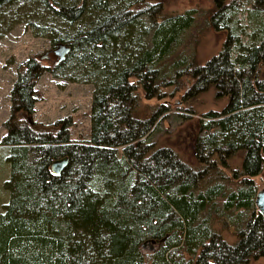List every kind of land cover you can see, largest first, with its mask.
<instances>
[{
    "label": "trees",
    "instance_id": "1",
    "mask_svg": "<svg viewBox=\"0 0 264 264\" xmlns=\"http://www.w3.org/2000/svg\"><path fill=\"white\" fill-rule=\"evenodd\" d=\"M210 1L207 25L225 36L196 64L181 49L195 8L167 13L154 0H0V36L22 22L51 47H67L50 68L26 58L9 90L0 140L9 149L0 264H248L264 256L253 181L264 163V0ZM46 69L92 85L87 140L70 139L65 119L51 124L53 131L29 120L33 86ZM183 75L190 77L183 99L210 88L225 100L201 114L195 166L152 138L168 110L160 101L165 88L178 87ZM142 96L159 100L147 116L137 114ZM62 156L66 162L52 172L50 163ZM213 221L235 241L221 237ZM144 244L153 245L147 255Z\"/></svg>",
    "mask_w": 264,
    "mask_h": 264
},
{
    "label": "rangeland",
    "instance_id": "2",
    "mask_svg": "<svg viewBox=\"0 0 264 264\" xmlns=\"http://www.w3.org/2000/svg\"><path fill=\"white\" fill-rule=\"evenodd\" d=\"M154 1L161 2L163 11L167 13L180 12L187 8L197 10L193 26L189 29L190 34L187 35V40L181 47L184 53H193L196 64L203 63L218 51L225 32L224 30H214L207 25L211 10L210 0ZM237 16L241 23L245 24V13L240 11ZM194 38L196 39L194 40ZM28 57H34L42 65L50 68L57 59L58 53L54 51L46 38L34 36L24 23L16 22L0 36V140L6 131L5 121L10 113V87L15 79L18 66ZM260 74L264 76V59ZM189 85L190 77L183 75L178 87L165 88V93L160 101L167 105L168 110L158 117L154 124L155 131L152 133V138L156 145L170 147L182 161L195 166V138L198 134L200 120L206 119L201 114L209 109H219L225 100L215 99L210 88L198 93L193 99L185 100L182 96ZM33 90L34 112L29 120L53 131L55 129L49 126L55 122L59 126L60 120L65 119L69 123L67 129L70 139H88L91 84L63 81L53 77L46 69L36 79ZM157 102L159 100H146L142 96L137 107V114L147 116L150 107ZM187 108H190L191 111ZM8 153L9 149L0 144V210L1 204L7 200L8 196V192L3 186V181L7 178L9 170L6 160ZM239 159L240 154L238 153L231 162V166L237 165ZM253 181L257 190L263 187L264 163L261 172L253 177ZM227 188L231 187L228 185ZM212 227L219 230L221 237L227 242L235 241V235L231 234L230 230H221L216 221L212 222ZM141 249L147 255L153 249V245L144 244ZM248 264H264V256L252 258Z\"/></svg>",
    "mask_w": 264,
    "mask_h": 264
},
{
    "label": "water",
    "instance_id": "3",
    "mask_svg": "<svg viewBox=\"0 0 264 264\" xmlns=\"http://www.w3.org/2000/svg\"><path fill=\"white\" fill-rule=\"evenodd\" d=\"M67 49L66 46L59 44L58 48H54V51L58 53V56H62L64 51ZM33 97H35L33 95ZM66 162V157L62 156L58 159L53 160L50 163V170L54 173H57L60 168L64 165V163ZM255 205L258 209V211L263 215L264 217V184L263 187L257 192L256 196H255ZM150 242L153 243V239H149Z\"/></svg>",
    "mask_w": 264,
    "mask_h": 264
}]
</instances>
